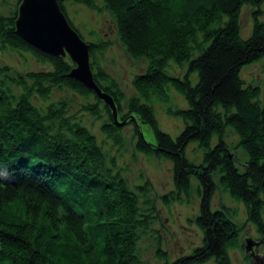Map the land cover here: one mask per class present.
I'll list each match as a JSON object with an SVG mask.
<instances>
[{
    "label": "trees",
    "instance_id": "1",
    "mask_svg": "<svg viewBox=\"0 0 264 264\" xmlns=\"http://www.w3.org/2000/svg\"><path fill=\"white\" fill-rule=\"evenodd\" d=\"M66 1L108 9L127 52L147 59L133 75L135 94L125 96L100 61L111 41L86 40L93 77L115 100L119 121L134 111L155 134L157 146L146 142L129 117L125 124L134 125L135 149L172 164L173 187L162 195L164 202H188L196 181L199 210L190 220L202 240L171 261L158 244L161 264H233L229 250L240 245L242 225L233 207H214L212 196L221 186L243 202L247 220L264 233V97L260 85L240 73L264 60V0H58L84 39L67 15ZM246 4L252 6V29L243 36ZM17 9L0 13V52L25 51L49 66L11 76L10 67L0 63V264H141L140 230L150 227L156 212L147 193L150 180L137 187L141 202L115 157L107 161L96 135L66 100L35 102L47 101L54 88L74 90L86 97L79 111L94 117L104 111L101 130L122 147L123 125L104 100L68 74L75 65L71 58L41 51L15 31ZM171 60V66H186L168 70ZM173 90L185 105H175ZM155 98L182 119L176 135L159 126ZM229 128L238 135L244 159L227 140ZM191 143L200 158L187 155Z\"/></svg>",
    "mask_w": 264,
    "mask_h": 264
},
{
    "label": "rangeland",
    "instance_id": "2",
    "mask_svg": "<svg viewBox=\"0 0 264 264\" xmlns=\"http://www.w3.org/2000/svg\"><path fill=\"white\" fill-rule=\"evenodd\" d=\"M19 3L18 0H0V13H8L14 8H18ZM98 3L101 4L102 1L98 0ZM65 5L67 15L82 33L85 40L101 37L111 41L110 46L103 51L100 57L101 64L116 79L125 96L135 94L132 85L133 75L144 68L147 59L145 57H132L127 52L116 33L113 14L108 9L103 8L101 11H96L81 3L66 1ZM261 19L264 20V12ZM240 24L241 34L243 36L248 35L252 29L251 5L242 6ZM171 62H174V60H171L167 66L168 70L170 68L171 71H180L186 66L175 63L171 66ZM0 63L10 67L8 73L11 76L23 73L27 69L49 66V64L39 61L31 53L19 52L13 49L0 52ZM240 73L246 81L260 85L262 97H264V60L261 58L256 62L243 66ZM12 86L15 90H18L16 85ZM63 99L67 101L69 111L76 112L79 116L77 118L90 127L96 135L98 142L106 153L107 161L110 160L111 156L115 157L116 167L121 168L128 186L138 193L141 202L143 193L137 187L143 185L147 178L150 180L147 193L152 203L154 202L156 212L150 227L140 230L137 250L141 258V264H161L163 262V258L157 250L158 244L166 251L169 261L190 252L196 245L200 244L202 231L190 220V218H194L199 210L196 181L194 179L192 181L191 197L188 202L171 201L168 204L165 203L162 195L173 187L171 162L164 158L137 151L134 147L135 136L132 123L123 124L120 130L123 145L120 148L115 146L101 130L102 121L107 116L106 113L101 111L100 117H94L88 112H80L79 107L86 100V97L68 87L54 88L47 101L43 102L35 98V102L44 106L46 102H56ZM88 99L92 100L93 97L88 96ZM173 99L176 106L185 105L183 95L176 90H173ZM153 103L159 126L176 135L182 128V119L168 114L163 101L155 98ZM152 134L155 137L153 130ZM150 139L155 142V138L150 137ZM227 140L237 155L244 159L246 153L236 145L238 135L231 128L227 130ZM186 153L191 159L201 157V150L195 143L188 146ZM238 162L243 163L239 159ZM221 203L235 209L234 220L242 225L240 246L229 250L232 263L248 264L243 260V249L245 245H248L247 241L249 239L260 237L261 234L257 232L254 224L247 220L243 202L233 199L228 192L218 186L212 196V205L219 207ZM262 239L264 240V237ZM200 264H214V261L210 259ZM258 264H264L262 256H259Z\"/></svg>",
    "mask_w": 264,
    "mask_h": 264
},
{
    "label": "water",
    "instance_id": "3",
    "mask_svg": "<svg viewBox=\"0 0 264 264\" xmlns=\"http://www.w3.org/2000/svg\"><path fill=\"white\" fill-rule=\"evenodd\" d=\"M15 31L41 51L61 56L68 55L75 64L68 74L79 79L104 100L111 108L113 118L118 125H123L129 117H133L146 142L156 145L150 139V137L155 138L150 125L142 124L140 121L142 118L138 113L132 111L124 120L119 121L115 100L96 83L93 77L89 43L71 25L58 0H20ZM247 244V247L250 246L249 240Z\"/></svg>",
    "mask_w": 264,
    "mask_h": 264
},
{
    "label": "flooded vegetation",
    "instance_id": "4",
    "mask_svg": "<svg viewBox=\"0 0 264 264\" xmlns=\"http://www.w3.org/2000/svg\"><path fill=\"white\" fill-rule=\"evenodd\" d=\"M257 232L261 234V236L249 239L250 246L247 247V245H245L243 249V260L248 264H258L259 256H262V260L264 262V240L262 239L264 237V233H261L258 230Z\"/></svg>",
    "mask_w": 264,
    "mask_h": 264
}]
</instances>
